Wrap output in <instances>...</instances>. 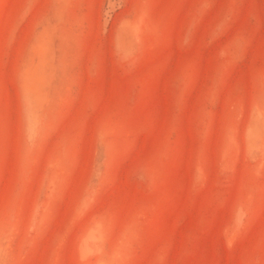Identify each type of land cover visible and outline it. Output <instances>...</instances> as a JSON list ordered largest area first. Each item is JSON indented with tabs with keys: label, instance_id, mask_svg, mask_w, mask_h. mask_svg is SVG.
<instances>
[{
	"label": "rangeland",
	"instance_id": "1",
	"mask_svg": "<svg viewBox=\"0 0 264 264\" xmlns=\"http://www.w3.org/2000/svg\"><path fill=\"white\" fill-rule=\"evenodd\" d=\"M0 264H264V0H0Z\"/></svg>",
	"mask_w": 264,
	"mask_h": 264
}]
</instances>
